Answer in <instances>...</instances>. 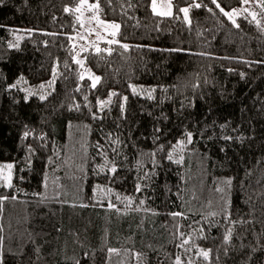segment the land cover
<instances>
[{
	"label": "trees",
	"instance_id": "1",
	"mask_svg": "<svg viewBox=\"0 0 264 264\" xmlns=\"http://www.w3.org/2000/svg\"><path fill=\"white\" fill-rule=\"evenodd\" d=\"M80 1L0 0V162L14 165L0 195L16 196L0 207L3 264H264V10L237 28L211 0L190 24L178 8L193 0L171 17ZM84 13L121 26L119 44L81 53L95 88L75 62ZM50 78L43 100L17 84Z\"/></svg>",
	"mask_w": 264,
	"mask_h": 264
},
{
	"label": "snow or ice",
	"instance_id": "2",
	"mask_svg": "<svg viewBox=\"0 0 264 264\" xmlns=\"http://www.w3.org/2000/svg\"><path fill=\"white\" fill-rule=\"evenodd\" d=\"M87 2V0H81V5L80 7H77L76 9H74L75 11L79 12L81 10V7H83V5ZM252 0H241V3L244 4V5H247L249 3H251ZM211 3L213 5H215V7L217 9H219L220 13H222L225 17H227L231 22L232 24L239 28L240 25L237 23L236 21V17L241 15L242 12L241 10H238V9H232L231 11H226L222 6L221 4L218 2V0H211ZM202 6L206 7V5H202V3L200 2H196V0H193V3L190 4L189 6L187 7H181V8H178V11L180 13H183V18L184 20L187 22V23H191V20L189 18V12H190V9L191 8H201ZM258 6L264 10V0H258ZM88 7L90 9H96V10H99L100 9V5L99 3H96V4H90L88 5ZM151 9H152V12L154 15H157V16H161V17H171L173 16V4H172V0H167V4L166 5H158L157 3V0H151ZM209 12H212L213 9L212 8H208L207 9ZM65 12H71L73 11V9H70V8H65L64 9ZM243 12H247L248 9L247 8H244L242 10ZM251 17H252V20L256 22L257 26L260 25V21L256 19L257 17V13L256 12H251L250 13ZM97 22L100 24V25H104L106 28H111L113 29V31L110 33L111 36L113 37H116L118 34H119V30H120V24H117L115 22H111V23H108V24H105L104 21L102 20H99L97 18ZM107 43L109 45H112V44H119V41L116 40V39H112V40H108ZM14 45H9V47H13ZM120 47H123L125 50H128L129 46L126 45V44H120ZM114 49L112 48H108V49H100L99 47L96 48V53L99 54L101 53L102 51H107V53L109 55L112 54ZM178 51V49L176 50ZM201 55H204V53H201ZM77 64H81V66H83V62L81 60H76L75 61ZM243 75V74H241ZM91 79V87L92 88H95L96 85L100 82L101 78L99 76H90L89 77ZM81 79H83V76H81ZM15 85H13L14 87ZM41 87H43V85H41ZM132 91L133 93H136L137 92V89L135 87L132 88ZM151 91H155V89H152ZM31 94V93H30ZM117 95V93L113 92L110 94V96H115ZM149 98H151V94L149 93ZM41 100L45 99L44 96H41L40 97ZM125 101H127V97H124L123 98ZM101 107H104L106 106L108 103H111V99H109L108 101H99L98 102ZM29 135L28 132H25L24 133V136L27 137ZM230 139V138H229ZM187 140H188V143H191L192 142V133L189 132L187 133ZM176 147H179L181 150L183 149L184 147V141H180L178 142V145L177 146H174V151H175V148ZM168 159L171 160L172 159V154L169 153L168 155ZM177 163H179L180 161H176ZM14 168V165L11 164V163H8V164H4V165H0V186L2 187H5V188H8V189H12L14 187L13 185V178H12V169ZM110 171L112 173H115L116 172V168L115 167H112L110 169ZM227 183H231V181H227ZM46 186V185H45ZM97 191L98 192H104L105 190L100 188L99 186H97ZM137 191H141L140 189V186L138 185L137 186ZM9 199H12V200H15L16 199V196H8V195H0V207H2L3 203ZM117 199H120L119 196H117ZM125 200L128 201L129 205L132 203V199L130 197H125L124 198ZM141 204L143 203V201L140 202ZM82 206H86V205H82ZM108 207L109 208H115V204H112V203H109L108 204ZM119 209H117L118 211ZM171 215L173 216H180L182 215L181 213H172ZM230 233L228 235L225 236V240L227 241L228 239H230ZM184 244H187L188 241L187 240H184L183 241ZM182 246V245H181ZM110 252H115L114 249H110L109 250ZM200 255L205 259L207 260L208 257H209V252L208 251H201ZM0 264H3V259H2V256H0ZM175 264H182V261L180 259V257H177L176 260H175Z\"/></svg>",
	"mask_w": 264,
	"mask_h": 264
},
{
	"label": "rangeland",
	"instance_id": "3",
	"mask_svg": "<svg viewBox=\"0 0 264 264\" xmlns=\"http://www.w3.org/2000/svg\"><path fill=\"white\" fill-rule=\"evenodd\" d=\"M93 3L94 2L87 0V2L84 5L88 6V5L93 4ZM157 3H158V5H166L167 0H157ZM244 8H247L248 11L243 12L242 10ZM232 9L241 10V12H242L241 15H247L252 19L250 13L251 12L258 13V0H252V2L247 4V5H244L241 3L238 7L232 8ZM231 10H229V11H231ZM241 15H239V16H241ZM239 16H237V17H239ZM97 18L99 20L104 21L105 24L111 23V21H106V20L100 19L99 17L92 16V15H86L85 14V15L81 16V21H83V24H82V28L80 31H82V32L76 34L75 39H74L75 42L77 43L76 44L75 60L83 61L81 53L84 51L85 48H89L90 46H92L94 44V42L98 41L99 39L109 40V39L114 38L113 36L110 35V33L113 31V29L106 28L104 25H100L97 22ZM79 66L82 70L83 75L88 76V77L93 76V75L97 76L95 73L90 71L85 66H81V64H79ZM17 84L20 85L19 87L22 90L28 91L31 94H35L38 97H41V96H46V94H48L50 92V90L52 89V85H53V79L50 78V79L46 80L45 82L43 81L39 84H30V83H27L26 81H24L23 79H19L17 81ZM41 85H43V87H41ZM36 86H40L38 90L36 89ZM4 164H8V162H0V165H4Z\"/></svg>",
	"mask_w": 264,
	"mask_h": 264
}]
</instances>
